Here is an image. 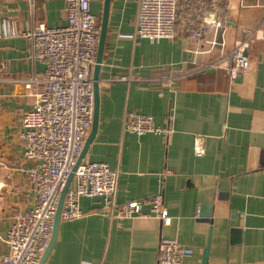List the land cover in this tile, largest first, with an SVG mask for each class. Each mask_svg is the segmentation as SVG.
Instances as JSON below:
<instances>
[{
	"label": "crops",
	"instance_id": "0c3cea01",
	"mask_svg": "<svg viewBox=\"0 0 264 264\" xmlns=\"http://www.w3.org/2000/svg\"><path fill=\"white\" fill-rule=\"evenodd\" d=\"M138 6L110 1L96 132L82 160L117 171L115 203L137 201L144 216L120 217L102 198L82 197L81 215L59 221L44 264H156L165 240L192 251L182 264H201L208 242L207 264H264V37L249 44L243 76L207 69L163 95L152 81L160 67L184 73L217 60L259 23L264 0H190L173 39L122 38L134 33ZM90 7L98 19L103 0ZM40 23L64 26L63 1L0 0V253L14 213L36 200L26 174L34 163L23 158L21 141L33 98L21 81L43 68L28 59L23 35ZM128 113L152 117L162 132L125 131ZM156 194L168 224L150 213Z\"/></svg>",
	"mask_w": 264,
	"mask_h": 264
},
{
	"label": "built area",
	"instance_id": "2783aa9c",
	"mask_svg": "<svg viewBox=\"0 0 264 264\" xmlns=\"http://www.w3.org/2000/svg\"><path fill=\"white\" fill-rule=\"evenodd\" d=\"M62 1L64 26L50 28L40 23L23 34L28 44V59L43 67L39 73L21 81L33 98L31 109L21 117V141L23 158L34 163L26 174L35 188L36 200L27 211L14 213L4 239L7 252L0 253V264L40 263L51 241L58 204L70 175L59 214L61 221L81 215L82 197L102 198L104 207L115 210L120 217L144 216L137 201L115 203L117 171L107 164L81 160L74 169L92 126V70L99 23L91 10V0ZM189 3L190 0H139L135 31L121 37L149 41L173 39L179 15ZM185 30L192 38L200 35L190 21H186ZM244 33L217 60L192 71L178 73L173 65L160 67L152 80L156 91L160 95L174 92L182 78L212 68L225 70L231 79L245 75L249 69L248 46L264 37V15ZM133 80L142 81L139 77ZM124 130L136 135L162 132L152 117L133 113L126 115ZM148 204L152 216L169 223L161 194L153 195ZM191 254L190 249L174 240L161 241L156 264H182Z\"/></svg>",
	"mask_w": 264,
	"mask_h": 264
},
{
	"label": "water",
	"instance_id": "95a60500",
	"mask_svg": "<svg viewBox=\"0 0 264 264\" xmlns=\"http://www.w3.org/2000/svg\"><path fill=\"white\" fill-rule=\"evenodd\" d=\"M110 1L111 0H103V7H102V13H101V17H100V26H99V41H98V47H97V53H96V58H95V64L93 66V70H92V80H93V94H94V110H93V119H92V126H91V130L90 133L88 135V137L85 140L84 143V147L83 150L81 152V155L77 161V164L75 165L74 169L76 168V166L78 165V163L82 160V158L84 157L86 150L88 148V145L90 144V142L92 141V138L96 132V126H97V103H98V94H97V80H98V73H99V68H100V64H101V60H102V55H103V51H104V45H105V39H106V34H107V27H108V16H109V9H110ZM73 169V170H74ZM71 176L69 177L67 183H66V187L62 192L59 204H58V208H57V212L55 215V223H54V231H53V235L51 238V241L49 243L48 248L46 249L41 261L39 264H44V261L52 247V244L54 242L55 239V235H56V230H57V226L58 223L60 221L59 219V214H60V210L62 207V200L66 191L67 186L69 185V182L71 180ZM208 253H209V242L207 247L204 249L203 251V255H202V263L201 264H207V260H208Z\"/></svg>",
	"mask_w": 264,
	"mask_h": 264
},
{
	"label": "rangeland",
	"instance_id": "374dc122",
	"mask_svg": "<svg viewBox=\"0 0 264 264\" xmlns=\"http://www.w3.org/2000/svg\"><path fill=\"white\" fill-rule=\"evenodd\" d=\"M97 12H98V10H97ZM100 15H101V8H100V10H99V13H98V22H99V24H100Z\"/></svg>",
	"mask_w": 264,
	"mask_h": 264
}]
</instances>
